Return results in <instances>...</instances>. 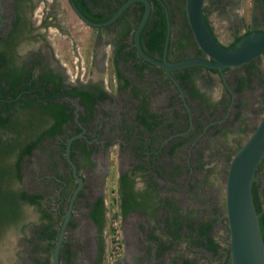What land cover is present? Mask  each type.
Listing matches in <instances>:
<instances>
[{"label": "rangeland", "instance_id": "obj_1", "mask_svg": "<svg viewBox=\"0 0 264 264\" xmlns=\"http://www.w3.org/2000/svg\"><path fill=\"white\" fill-rule=\"evenodd\" d=\"M167 2L172 18L169 34L174 35L183 22V14L179 8H183L184 0H167ZM47 4L50 12H46ZM32 5L35 6L31 12L34 21L42 17L45 28L42 32L44 42L39 47L37 43H33L31 48L47 51L48 59L64 68L65 73L71 77H81L85 80L96 73L97 77L104 78L105 86L112 94L111 98L124 97L113 89L111 46L107 30L95 28L83 21L72 10L67 0H43V3L41 1L38 3L37 0ZM252 6L253 0H203L202 8L216 39L225 45L230 42L232 36L251 26L264 28V24L256 19L257 13ZM130 21L132 28L134 20ZM127 39L130 40L129 37ZM190 42L191 45L181 51L182 54L196 48L193 38ZM170 54L172 56V53ZM250 64L253 68L249 67ZM127 65L126 60L118 62L116 60L114 67L117 66L122 73L128 74L127 76L136 84L149 86L154 107L162 108L168 114H172V110L183 114L179 104L165 108L163 99L159 96L164 91L160 88L153 89L163 85L159 73L162 69L159 66L148 64L145 74L137 77L130 74ZM243 73H246L249 79L246 88L239 93L229 95L226 89L229 85L227 80L232 75ZM197 74V84L206 88L212 96L218 97L214 112L219 113V116L223 113L227 116L197 135L191 148L193 159L187 158L188 145L176 150L171 161L181 164V168L176 176H169L168 186L160 191L163 194L170 193L178 200L181 199L180 206L183 213L189 216L194 224L211 220L209 235L218 244L217 251L212 253L197 244L196 241L200 237L187 231L185 227L181 229L180 236L176 240L168 237L158 221L160 211H156L147 221L144 218L141 231H144L146 226L148 234L143 238L136 236L134 222L138 216L129 213L125 217H119L115 198L116 174L121 169L129 167L133 160L125 154L120 144L114 143L109 152L106 169L101 176L95 166H92L93 169L83 165L80 167L81 174L85 176L84 186L88 189L86 200L98 194L104 198L106 223L101 239L104 244L105 264L116 261L118 264H176L181 259L189 260L192 264H230L224 182L232 154L254 128L264 109V85L260 83L264 77L263 57L259 54L247 64L230 67L221 72L199 68ZM154 75L157 77L153 78ZM125 100L128 106L121 109L122 118L129 119L131 99ZM187 104L190 105L189 102ZM226 106L227 112H225ZM191 116H194V112H191ZM56 138L41 141L29 155L23 157L20 164L21 178L14 184V187H20L27 192L42 193V208L50 212L54 207V192L59 185L52 177L61 176L68 171L67 165L55 148ZM262 156L253 180L258 185L259 202L264 216V153ZM155 163L160 162L156 159ZM141 164L147 166L146 161ZM189 165L192 166L191 171ZM22 210V218L5 227L4 234L0 236V260L3 264H50L52 247L48 242L41 240L36 233L37 227L41 224L38 222L37 212L28 204L22 205ZM73 212L75 226L69 229L67 236L70 240L74 239L77 249H80L79 246L81 249L73 263L65 260L63 255L61 264L87 262L93 251V233L84 220L83 206L77 204ZM53 220L52 229L57 225L58 218L53 217ZM115 240H117V248H114Z\"/></svg>", "mask_w": 264, "mask_h": 264}, {"label": "flooded vegetation", "instance_id": "obj_2", "mask_svg": "<svg viewBox=\"0 0 264 264\" xmlns=\"http://www.w3.org/2000/svg\"><path fill=\"white\" fill-rule=\"evenodd\" d=\"M35 1L37 0H0V70L2 69V65L6 67L5 77L10 78V80L8 79L10 82L12 81L11 78H16V82L13 83V86H11L10 83L8 81L6 82L5 80H0V84L3 85L2 90H7V88L9 89L5 96V99L6 97L8 100L11 99V101H8V112H16L17 110L29 108H39L47 105L48 102H56L63 106L64 112L68 115L61 125V131H58L59 133L57 132L52 136L46 135L40 139L41 142L46 139L48 140L57 137L55 141V148L67 165L68 171L66 174H62L61 176L52 177L54 182H58L59 184L54 192V207L50 214V217L52 218H44L42 216V209H40V207L36 208L32 205H29L35 209L37 212L36 215L38 222H41V224L36 229L38 237L47 243L48 239L42 236L44 233V226H46V236H51L54 243V239L58 234L59 225L62 220V213L66 209L70 195L75 188L76 179L71 175L70 166L64 158L65 141L70 136H73L69 142L68 154L74 162L76 173L81 176L82 182L73 196L70 214L64 227L63 238L59 248V251L61 250L62 254L65 256V260H70V262L72 261L73 263V260L77 259L79 250L81 249V246H79L80 249H77L74 239L72 238L70 240L67 236L69 229L72 228V226H75V220H73V210L75 206L79 204L80 206H83V212L85 214L84 220L86 221L87 226L92 229L93 233V251L89 256L90 258L88 261L83 262L82 264H96L97 260L100 262V264H105L104 252L102 253L101 260L99 259L98 254V243L102 238V231L106 223L104 198L101 196V194H98L90 200H86L85 195L88 194V189L86 186H84L85 176L81 174L80 167L81 165L87 166L88 168L95 166L97 167L99 176H101L103 171L106 169L109 152L111 150V146L114 143L117 145L120 144L122 147L121 149L125 152V154L130 156L133 160L129 167L121 169L117 172L116 184L119 173L132 169L134 172L133 188L135 192H137L135 195L136 200H139L138 193L140 194V192H144L146 189H151V191L154 190L156 194L155 198L153 197V193L150 194L152 199L147 201L146 207L132 209L126 213V215L132 213L138 216L137 220L134 222L136 236L143 238L148 234L146 226L144 227V231H141V225L143 226L145 220L144 218H146L147 221L156 211H160L158 220L160 227L168 237L176 240L180 236L181 229L185 227L187 231L189 230L185 223L191 218L183 213L180 206L181 199H176V196L170 193L163 194L161 193L160 189L167 187L168 181L170 179L169 176H176L181 168V164H175L173 161H171L177 152L176 150L180 148L182 149L184 146L188 145L186 148V154L187 158H190L191 148L197 135L205 132V130L208 129L213 123H218L219 120H223L227 116V114L224 113L219 116V113L214 112V109L217 108L218 97L212 96L207 92L206 88L200 87L196 82L198 77L197 71L199 68L209 71L213 70L197 64L186 65L187 67L185 70L183 68L185 66L174 68L170 71V73L174 77L177 84L176 85L173 81H171L170 78H168L163 68L159 66L162 69L159 73H161V77L163 79L161 84L163 85L160 87H153V89L160 88L161 91H164V93H161L162 95L159 96H161L163 99L162 103L165 108L172 104H179L183 109V114H178L176 110H172V114H168L165 113L162 108L154 107L152 105V94L149 86L144 84H136L129 76H127L128 74L122 73L120 71L121 69L117 66L114 67L116 60L117 62L119 60H124L122 58V51H127L133 46L132 32L136 26L135 18L140 10L138 5L136 3H131V1L130 4L126 5L113 19L107 23L91 25L95 28L100 27L104 31L107 30V34L110 38L109 44L111 46L110 56L113 66V89H116L120 95L125 97V99H131L132 106L131 109H129L131 110V118H122L123 114L121 109H123L125 106H128V102L124 99V97H116L115 99L111 98L112 94L109 88L105 86L103 77H97L95 75L96 73L85 80L81 77H71L65 73L64 68L58 64H53L48 59L47 51L43 52L41 49L37 50L38 48H31L33 43H37V47H39L40 44L44 42L42 34L45 28L44 20L42 17H40L37 21H34V18L31 15V12L35 9V6H33L32 3L34 4ZM40 1L43 3V0H38V3ZM96 1L97 2H95V4H91L90 2L86 3L87 6H89V8L87 7V11L90 13L100 11L102 15H105L110 9H112L113 6L116 5L114 8L115 10L124 0ZM162 1L167 10V0ZM67 2L72 10L76 13L72 4H70L68 0ZM108 3L110 5L107 6ZM86 4H84V6H86ZM252 7L257 13L256 19L264 24V8L262 7L260 1L253 0ZM46 8V12H50L49 4L46 5ZM203 10L204 9L202 8V12ZM168 12L170 14V10L167 11V15ZM203 15L205 16L204 12ZM105 19L94 21L102 22ZM132 19L134 20V26L131 28L130 20ZM127 27H129V30L125 31ZM182 27L184 32H187L188 35L190 34L192 36L191 32L187 29L188 27L186 28L185 26L181 25L178 26L177 30ZM249 29L256 30L260 29V27L251 26ZM210 30L212 31L211 27ZM175 33L176 35L178 34L177 32ZM127 36L130 38L129 41ZM190 45L191 42L187 41L185 49ZM196 48H198L197 45ZM196 48L186 54H182L181 51L179 52L180 54L175 56L168 54L166 59L176 60L180 59L181 57L185 58L188 56H203V53L201 51H197ZM134 60H136V62L140 60L143 64V67L140 68L141 70L137 69L139 70L137 71L133 67V60L126 59L128 62V70L130 71V74L134 76H142L145 74L146 68L149 67V63H147V60L141 58L138 54L134 55ZM249 67L253 68V65H249ZM228 68L230 67H226L225 69ZM184 71H186V73H184ZM216 72L219 71L216 70ZM177 73L179 74L178 76H181L182 74L184 77L185 75L189 77V86H182L178 83ZM116 74H120L119 78L121 80L122 78L128 77L129 81L126 83L125 87H116ZM38 75L44 76L46 78L44 81V87H41L40 92L31 90L32 86H35L36 83H40L39 81H33L36 80ZM246 76V73L230 76V79L227 80L229 85L226 86L229 95H232L233 93H239L246 88V86L243 85L240 91L233 90V87L240 81L246 80ZM156 77V75L153 76V78ZM260 83L264 85L263 80H261ZM25 84H30L31 87L22 88L21 85ZM37 95L48 96V99H44L42 96L39 97ZM124 100L126 102H124ZM188 102L190 105L187 104ZM103 107L109 109L105 110ZM227 109L228 107L226 106L225 112H227ZM191 112H194V116H191ZM138 114H142L143 117H145V122H147L146 125L136 118ZM2 115L4 116V113ZM178 115L180 120L178 119ZM33 148L29 153H24L22 155V159L24 156L29 155ZM156 159L160 163L154 164V160ZM144 161H146L147 166L141 164L144 163ZM191 168L192 166L189 165V171H191ZM160 181L161 183H159ZM17 188L22 189L20 187ZM24 191L27 192L26 190ZM116 196L117 193L115 190V198ZM98 197H101L102 203L104 204L101 217L104 223L100 228L89 217L86 216V212L90 208L91 203ZM24 204L26 203L23 202L22 205ZM117 215L119 217L126 216H121L120 214ZM22 216L23 210L21 206L18 219H21ZM53 217L58 218L57 225L55 223L56 226L54 227L57 229V231L53 235H49L48 233L50 230H52L51 223L54 221L52 220ZM180 217H183V220L180 228L178 229L179 234L178 236L173 237L170 235L169 230L171 227H173L172 224L176 223ZM206 221L211 222V220ZM192 223L194 224V222ZM197 224L194 225L196 226ZM8 225H10V223L1 229L0 236L2 235L5 227ZM190 232L194 233V230ZM48 249H50V247H48ZM155 252L157 253L158 249ZM182 260L184 259H181L176 264H180ZM188 262V264H192L189 260ZM0 264H3L1 260ZM112 264H118V262L116 261Z\"/></svg>", "mask_w": 264, "mask_h": 264}, {"label": "trees", "instance_id": "obj_3", "mask_svg": "<svg viewBox=\"0 0 264 264\" xmlns=\"http://www.w3.org/2000/svg\"><path fill=\"white\" fill-rule=\"evenodd\" d=\"M70 4H72L74 7H76L85 17H87L90 20H103L107 18L113 11L115 6L112 7L106 13L105 15H102L100 11H96L94 13H90L87 11V2H90L91 4H95L97 2L96 0H68ZM122 1V0H121ZM150 1V9L149 13L147 15V18L145 22L143 23L138 39L139 44L142 50L151 56L160 58L163 53V44L164 39L166 35V28H167V18L169 20V23L171 25V14L167 11H169V5L166 6L163 4L162 0H149ZM82 3V4H81ZM131 3H136L139 8V13L135 18V23L139 20L142 10H143V3L140 0H133ZM86 4V6H84ZM130 4V3H129ZM110 5L109 3L107 6ZM106 6V7H107ZM181 10V13L183 14V22H181V25L188 27L187 22L185 21V14H184V8H179ZM205 18V16H204ZM206 20V18H205ZM207 22V20H206ZM209 26V25H208ZM94 27V26H93ZM210 28V26H209ZM189 31V27L187 28ZM129 27L126 28L125 31H128ZM171 30V29H170ZM253 29H245L241 33L235 34L232 38V40L227 44L224 45L226 47H229L233 45L242 35L245 33L251 31ZM174 35L169 34L166 50H165V56L167 57L168 54L172 53L173 56L177 55L180 51H183L185 49V45L187 41H190V38L192 36L187 32L183 31V27L178 29ZM197 51H200L199 48H196ZM134 55H137V51L134 47V45L129 50L122 51V58L124 60L126 59H132L133 60V67L135 70L143 67L142 62L139 60L136 62L134 60ZM263 57V67H264V52L261 54ZM184 58V57H181ZM180 58V59H181ZM145 61V60H144ZM149 63V65L155 66L154 64L146 61ZM4 64V63H3ZM247 64V63H246ZM202 67H206L201 65ZM252 66V64H250ZM2 65V69L0 70V80L8 81L11 86H13V83H15L16 78H11V82L9 81L10 78L5 77L6 67ZM187 66L183 67L184 70ZM210 70L216 71L217 69L214 67H207ZM226 67H223L222 69H225ZM137 70V71H139ZM187 71V70H186ZM184 71V73H186ZM120 74H116L117 81L115 83L116 87H125L126 83L129 81L128 77L122 78V80L119 78ZM177 73V79L178 83L182 86H189L188 83L190 80H188V76L182 75L178 76ZM246 80L240 81L237 85L233 87L234 91H240L243 85H247L248 76L245 77ZM9 79V80H8ZM166 79V78H165ZM244 79V78H243ZM46 78L44 76L38 75L36 80L33 81H39L40 83H36L35 86H30V84L21 85V87H31L32 91L40 92L41 87H44V81ZM263 83H264V77H263ZM95 86V85H93ZM3 85L0 84V231L1 229L7 225L14 223L18 220V217L20 215V208L22 206V203L25 202L28 205H32L33 207L42 209V216L44 218H52L50 217L51 212H48L44 210L42 207V200L43 195L37 192L27 193L22 189H18L14 187V184L20 180L21 178V172H20V164L22 160V155L24 153H29L30 150L35 147L37 144L40 143L41 137H44L46 135L52 136L58 131L61 130V125L65 121L66 117H68L67 113L64 112L63 106L61 104H58L56 102H48L47 105H44L39 108L34 109H24V110H17L16 112L7 111L8 109V101H11L5 99L7 90H2ZM103 95V94H101ZM39 97H43L44 99H48V96L44 95H37ZM32 100V99H30ZM11 103V102H10ZM4 113V116L2 115ZM139 121H141L144 125L147 124L145 122V117H143L142 114H138L136 117ZM58 132V133H59ZM263 156L259 160V162L262 160ZM259 162L256 165L255 171L258 169ZM134 172L132 169L126 170L122 173L118 174L117 177V184H116V203H117V214H120L121 216L126 215L130 210L137 209V208H144L147 205V201L149 199H152L150 194L153 193V197L155 198V191H151V189H146L144 192H140L139 200H136L135 195L137 192H135L133 188V182H134ZM251 195H252V201L255 211L258 213V222L260 226L261 236L264 241V216L263 212L261 210V205L259 202V191H258V185L257 182L252 180L251 183ZM153 201V200H152ZM172 206V205H170ZM104 209V204L102 203L101 197L94 199V201L91 203L90 208L86 212V216L89 217L99 228L102 226L103 219L102 217V211ZM183 217H180L176 221V223H171L173 227L170 228V235L173 237L178 236L179 234V228L182 223ZM53 220V219H52ZM185 225L188 227L190 231L194 230V233L197 236H200V239L196 241L197 244L202 245L205 249L211 251L212 253H216L218 244L212 240V238L209 235V231L211 230V222L210 221H202L198 223L196 226L192 223L191 220H188ZM57 229H52L48 233L49 235H53ZM46 226H44V233L42 236L44 238H47V242L49 243V246L52 247L53 240L51 236H46ZM63 251V249H62ZM104 251V244L102 239L98 243V254L99 259H102V253ZM61 256H63L61 250L59 251L58 255V262L60 264ZM66 259V258H65ZM188 260L184 259L180 262V264H188ZM96 264H100V262L97 260Z\"/></svg>", "mask_w": 264, "mask_h": 264}, {"label": "water", "instance_id": "obj_4", "mask_svg": "<svg viewBox=\"0 0 264 264\" xmlns=\"http://www.w3.org/2000/svg\"><path fill=\"white\" fill-rule=\"evenodd\" d=\"M131 1L133 0H124L102 22L88 19L76 7L72 6L76 14L87 24L99 25L113 19ZM140 1L143 3V11L132 32L133 45L141 58L162 67L168 78L175 84L176 81L170 73L174 68L197 64L214 67L221 72L223 67L240 66L264 52V29L251 30L242 35L233 45L226 47L216 39L204 18L202 12L203 0H184L183 8L187 25L195 44L203 53V56H188L176 60L166 59L165 50L170 32L168 18L163 53L160 58L151 56L142 50L138 39L139 31L149 13L150 2L149 0ZM259 1L264 8V1ZM72 137L70 136L65 141L64 158L70 166L71 175L76 179V185L70 195L67 207L62 213L58 234L51 249L50 264H58L59 248L63 238L64 227L70 214L72 199L82 182V178L76 173L75 164L68 154L69 142ZM263 153L264 109L254 128L235 149L226 170L224 204L230 264H264V241L261 236L258 213L254 209L251 195L254 171Z\"/></svg>", "mask_w": 264, "mask_h": 264}, {"label": "built area", "instance_id": "obj_5", "mask_svg": "<svg viewBox=\"0 0 264 264\" xmlns=\"http://www.w3.org/2000/svg\"><path fill=\"white\" fill-rule=\"evenodd\" d=\"M114 242V248H117V240H115Z\"/></svg>", "mask_w": 264, "mask_h": 264}]
</instances>
